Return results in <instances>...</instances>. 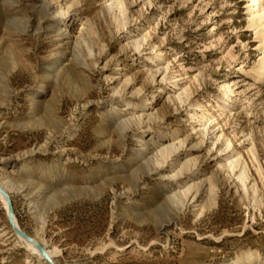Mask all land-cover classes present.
Returning <instances> with one entry per match:
<instances>
[{
    "label": "rangeland",
    "instance_id": "374dc122",
    "mask_svg": "<svg viewBox=\"0 0 264 264\" xmlns=\"http://www.w3.org/2000/svg\"><path fill=\"white\" fill-rule=\"evenodd\" d=\"M249 4L0 0V182L57 264H264ZM19 238L0 201V264H48Z\"/></svg>",
    "mask_w": 264,
    "mask_h": 264
},
{
    "label": "bare ground",
    "instance_id": "6f19581e",
    "mask_svg": "<svg viewBox=\"0 0 264 264\" xmlns=\"http://www.w3.org/2000/svg\"><path fill=\"white\" fill-rule=\"evenodd\" d=\"M249 1H250L249 12H248L249 23L251 24V26H253V28L255 30L256 37L258 38V41H259L260 45L264 46V4H263V0H249ZM53 21H54V23H58V20H56V19H54ZM257 75L259 77H263L264 76V51H263V57L261 58L258 66H257ZM128 103H130V102H128ZM145 106H147V104L143 103L142 108H144ZM160 136H161V132H158V134L156 136L152 137V142H155L156 138H158ZM166 151L170 152V154H174V156H176V158H178V157H180V155H182V153L186 152V149L183 148V147H180L179 149L177 148V149L174 150V145L170 144V145H168V148H163L161 150H158L157 153L152 155V156L157 159V156L164 154V152H166ZM229 164H230V168L232 170V168L235 166V161H230ZM183 171L186 172V170L182 169V172ZM193 174L194 173H190L191 176ZM0 187H2L9 195L10 189L13 188V184L9 185L6 182H4V183L0 182ZM196 195H197V193H196ZM0 201H1L2 205H3V208L6 211V209H7L6 208V200L1 194H0ZM14 220L16 222L15 217H14ZM16 225L18 226L17 222H16ZM19 239L21 241H23L33 251L34 254L38 255L39 258L44 260V258L39 253V251L37 250V248H36V246L34 244H32L30 242H27L23 238H19ZM34 240L36 242H39L36 238ZM45 250L48 253V255L53 259L52 252H50L47 249H45ZM251 254H253V253H251Z\"/></svg>",
    "mask_w": 264,
    "mask_h": 264
},
{
    "label": "water",
    "instance_id": "95a60500",
    "mask_svg": "<svg viewBox=\"0 0 264 264\" xmlns=\"http://www.w3.org/2000/svg\"><path fill=\"white\" fill-rule=\"evenodd\" d=\"M0 194L5 198L6 200V215H7V220L8 223L12 229V231L18 236L23 238L24 240H26L27 242H30L32 244H34L37 248V250L39 251V253L42 255V257L44 258V260H46V262L48 264H57L46 252L44 246L39 243L36 242L32 236L28 235L26 232H24L21 228H19L16 225V222L14 220V209H13V205H12V200L10 198V196L8 195V193L2 188L0 187Z\"/></svg>",
    "mask_w": 264,
    "mask_h": 264
}]
</instances>
